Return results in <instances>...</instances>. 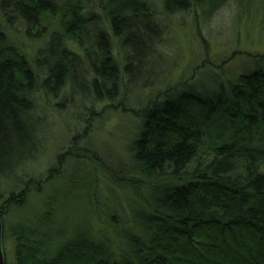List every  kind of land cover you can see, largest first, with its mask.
<instances>
[{"label":"trees","instance_id":"trees-1","mask_svg":"<svg viewBox=\"0 0 264 264\" xmlns=\"http://www.w3.org/2000/svg\"><path fill=\"white\" fill-rule=\"evenodd\" d=\"M230 3L259 6L264 28V0H2L0 179L11 182L2 173L12 159L42 149L37 130L51 119L40 98L61 118L73 114L88 126L100 105L119 101L125 110L132 81L148 74L165 44L166 21H208ZM26 43L41 45L30 55ZM130 113L142 125L120 170L105 167L82 136L60 157L66 166L88 160L104 170L114 207L95 193L86 228L71 232L51 206L39 224L9 226L15 211L58 178L54 171L0 188L5 264L7 240L13 264H264V72ZM96 215L105 216L111 236L94 233Z\"/></svg>","mask_w":264,"mask_h":264},{"label":"rangeland","instance_id":"rangeland-1","mask_svg":"<svg viewBox=\"0 0 264 264\" xmlns=\"http://www.w3.org/2000/svg\"><path fill=\"white\" fill-rule=\"evenodd\" d=\"M249 9L244 3L240 10L236 4L230 3L208 21L201 16L196 21L194 16H178L166 21L164 46L153 58L148 74L131 83L128 99L132 105L126 104L127 110L119 101L113 103L114 106L100 105L95 110L99 116L90 126L77 122V116L73 114L61 118L53 111L51 104L40 98V106L51 119L45 120L37 130L38 138L44 140L42 149L32 153V159H12V170L2 175L12 180H18L23 174L45 180L51 171L60 175L55 174L58 178L45 184L41 194H34L27 206L15 211L9 219V226L14 227L22 219H37L39 224L44 220L45 208L51 206L56 212L53 219L71 232L86 228L85 223L90 222L94 215L95 193L103 204L114 207L102 168H96L88 160L78 159H69L66 166L65 156L63 163H60V157L72 147L74 137L82 136L83 147L87 144L105 167L118 171L131 158L129 148L142 125V120L130 111H139L151 101L162 104L183 93L209 95L223 83L243 75L264 72L263 15L259 6ZM0 21L4 22L1 13ZM40 45L26 43L24 51L34 55ZM12 180L5 182V179H0V188L5 191L14 188L17 182ZM118 196L122 201L131 197L119 193ZM92 226L100 238L111 236L104 215L99 219L96 215ZM4 246L6 262L13 264V244L7 240Z\"/></svg>","mask_w":264,"mask_h":264},{"label":"water","instance_id":"water-1","mask_svg":"<svg viewBox=\"0 0 264 264\" xmlns=\"http://www.w3.org/2000/svg\"><path fill=\"white\" fill-rule=\"evenodd\" d=\"M0 264H5V255L3 251V222L0 216Z\"/></svg>","mask_w":264,"mask_h":264}]
</instances>
